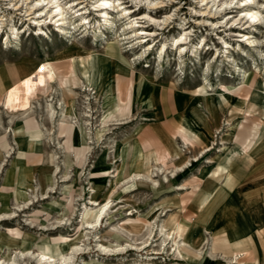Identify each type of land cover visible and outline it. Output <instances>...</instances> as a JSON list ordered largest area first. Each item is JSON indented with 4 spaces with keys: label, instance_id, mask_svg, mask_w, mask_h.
<instances>
[{
    "label": "rangeland",
    "instance_id": "374dc122",
    "mask_svg": "<svg viewBox=\"0 0 264 264\" xmlns=\"http://www.w3.org/2000/svg\"><path fill=\"white\" fill-rule=\"evenodd\" d=\"M102 1L0 0V264H264V0Z\"/></svg>",
    "mask_w": 264,
    "mask_h": 264
},
{
    "label": "crops",
    "instance_id": "0c3cea01",
    "mask_svg": "<svg viewBox=\"0 0 264 264\" xmlns=\"http://www.w3.org/2000/svg\"><path fill=\"white\" fill-rule=\"evenodd\" d=\"M24 75H22L23 77ZM12 78H6L4 84L11 85L13 82ZM2 92V91H1ZM253 140H250V142L247 144V148L251 150L252 146L254 145ZM242 157V156H241ZM238 159H247L246 156H243L242 158ZM236 159H228L226 166L223 167V171H228L234 164L236 163ZM215 194V191H210L205 193L200 202L201 209L205 210L207 205H209L211 199L213 198ZM178 225V224H177ZM180 225H178L179 227ZM182 229V232L185 230L182 226L179 228V230ZM179 230H178V236H179ZM223 234H215L212 237V248L211 252L212 255L216 258L218 254L220 253L223 255V258H230L236 255H243L245 260L250 259V256L253 257L255 261H257L256 258V249L258 244L262 245L264 236L261 233L260 230H256L254 234L245 236V238H241V240H236L235 242H232L230 237H228V234L225 231H222ZM183 237V233H182ZM251 262V261H250ZM255 264V263H254Z\"/></svg>",
    "mask_w": 264,
    "mask_h": 264
},
{
    "label": "bare ground",
    "instance_id": "6f19581e",
    "mask_svg": "<svg viewBox=\"0 0 264 264\" xmlns=\"http://www.w3.org/2000/svg\"><path fill=\"white\" fill-rule=\"evenodd\" d=\"M46 1L47 0H44V5L46 4ZM61 1L62 0H52V2H50V3H48V4H46V6H49L50 4H52L53 3V5H51L52 7L53 6H55L54 8H53V10H56V13H55V15H53L54 17H58L57 19H58V21L57 22H59V27H63V26H65L66 25V23H67V20H68V18H67V11L65 10V8H63L62 7V4H61ZM204 2H205V0H203ZM41 2V1H40ZM113 1L112 0H103L102 2H101V5L99 6V9L97 10V12H100V15H101V17H104V18H106L107 20H110V19H113L111 16H110V13L108 12L109 11V9H111V8H113V9H116V5H115V3H112ZM125 3H123V2H121L120 1V4H119V6H122V5H124ZM75 5H77V6H79V5H81V6H83L84 5V3H79V4H75ZM43 6V5H42ZM45 6V7H46ZM76 6V7H77ZM86 8H84V7H82L81 8V10L80 11H83V10H85ZM152 10V9H151ZM154 10V9H153ZM17 11H18V9H17ZM124 11H125V13H128L129 15H131V13H132V11L131 10H126V9H124ZM39 13L40 15H39V17L38 18H31L30 20H33L34 21V24L33 25H35V26H39V27H43L45 24H42V18L43 17H45V16H47L49 13H50V10L48 11V13L47 14H45V11H44V8H43V10H41L40 11V9L39 10H36L34 13H30L29 14V17H31L32 15H34L35 13ZM87 13H82L81 14V16H83V15H86ZM251 16V18L252 19H258L259 17V15H258V13H256L255 12V10L254 11H251V12H249L248 14H247V16ZM1 17V16H0ZM141 19V18H140ZM5 20L4 19H1L0 20V23H2L3 24V22H4ZM82 22L81 23H83V24H80V26H85L86 25V19L85 18H83L82 20H81ZM132 25V24H131ZM0 29H2V26H0ZM41 30H43V29H41ZM136 32V31H135ZM148 31H145V30H141L140 31V36H143V35H147V34H149V33H147ZM134 33V32H133ZM130 33H126L125 35H126V37H127V35H129ZM138 35V36H139ZM248 38V40H250V39H252V38H250V36H248V35H246ZM148 37V36H147ZM127 40H131V38L129 37V38H126ZM137 39H141V38H137ZM185 40H187V39H185ZM132 43V42H131ZM185 43L183 42V41H179V48L181 49V50H183V49H185L186 47H185ZM94 85H96V81H94ZM128 87H130L131 88V82H121L120 83V85H119V97H118V106H120V104L119 103H122V102H127L126 103V108H127V110L129 111V112H131L130 111V92H129V95H128ZM29 90H30V88H29ZM28 90V91H29ZM30 92V91H29ZM25 98V97H24ZM27 101V100H26ZM28 102V101H27ZM23 104L24 103H22V107H23ZM20 108V107H19ZM52 109V108H51ZM14 111V110H13ZM53 111V110H52ZM54 113H52V118H54L55 117V111H53ZM129 115H130V113H129ZM128 115V116H129ZM85 118L86 119H89V118H91V116L90 115H87V116H85ZM54 120V119H53ZM87 121V120H86ZM81 134H82V131H81ZM140 153L142 154V151H140ZM105 219V218H104ZM47 257V255H44L43 256V258L45 259ZM46 259H48V258H46ZM50 259H52V257H50ZM48 261H50V260H48Z\"/></svg>",
    "mask_w": 264,
    "mask_h": 264
}]
</instances>
